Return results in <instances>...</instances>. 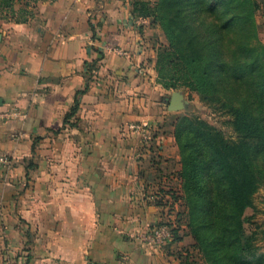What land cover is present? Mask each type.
Masks as SVG:
<instances>
[{
    "label": "crops",
    "instance_id": "1",
    "mask_svg": "<svg viewBox=\"0 0 264 264\" xmlns=\"http://www.w3.org/2000/svg\"><path fill=\"white\" fill-rule=\"evenodd\" d=\"M133 1L39 0L25 23L0 18V111H15L0 124V264H185L188 237L134 239L157 219L150 197L180 188V163L159 27ZM133 124L151 127V149Z\"/></svg>",
    "mask_w": 264,
    "mask_h": 264
},
{
    "label": "trees",
    "instance_id": "2",
    "mask_svg": "<svg viewBox=\"0 0 264 264\" xmlns=\"http://www.w3.org/2000/svg\"><path fill=\"white\" fill-rule=\"evenodd\" d=\"M38 1L0 0V18L25 23ZM131 7L134 16L153 23L162 9L167 45L156 52V82L165 91L196 93L208 106L220 104L234 133L227 139L195 116L175 123L180 188L173 198L182 209L188 206L185 235L197 239L204 252L209 248L213 264H264L243 226L264 175V44L254 23L258 2L134 0ZM75 110L76 103L67 118ZM180 231L179 224L172 230L173 243L185 236Z\"/></svg>",
    "mask_w": 264,
    "mask_h": 264
},
{
    "label": "rangeland",
    "instance_id": "3",
    "mask_svg": "<svg viewBox=\"0 0 264 264\" xmlns=\"http://www.w3.org/2000/svg\"><path fill=\"white\" fill-rule=\"evenodd\" d=\"M258 2V0H255ZM151 4H154L156 0H148ZM259 4V2H258ZM185 10H188L189 6L185 3L184 7ZM221 9V7H220ZM163 12L162 9L158 10L156 12V19L155 21L159 27V31L161 34V44L159 45V48H164L167 45V38L164 34V31L161 27V16ZM263 15H261V10L259 9L255 15H254V23L257 26V35L259 41L264 44V38H262V34H264L263 26L261 25V19ZM152 20V19H151ZM263 40V41H262ZM206 52L210 54V50L208 47H206ZM179 91L183 94L185 100L187 101V106L184 110L175 112V113H169L164 117L163 123L167 125L165 128V132H170L173 136L174 132V126L177 121V119L185 117V116H195L198 117L212 126L218 128L222 131V133L225 135L227 139H233L234 133L232 129L229 126V117L227 116V113L225 110H221V106L218 103H214L213 106H208L207 104L201 102L198 95L196 93H190L186 89H178L174 91H167L168 97L172 92ZM166 108V104L164 105ZM164 128V127H163ZM174 138V136H173ZM175 142V139H174ZM176 145V142H175ZM177 147V146H176ZM172 181V180H168ZM178 181V184L180 185L179 178L176 177V182ZM168 184V182H167ZM170 184H168L169 186ZM171 187V186H170ZM179 188V187H178ZM174 189V188H171ZM179 190V189H178ZM175 190H170L162 193V195L166 197H170L172 192H176ZM183 191V190H182ZM153 206V205H152ZM154 207V206H153ZM181 206H178L176 211L177 216V223L180 225L181 231L184 235L186 232V225L189 223V216H188V206L186 205L185 208H183L182 213L184 212V216L181 213L182 218L179 223V211L181 210ZM244 230L245 233L253 238V243L256 249V252L258 255H262L264 258V175L261 182V186L256 192V194L253 197V205L252 208H248L244 212ZM198 238L200 236V233L197 234ZM184 237L189 238V243L185 245L184 248H182L181 253H186L187 255H184L183 261L185 264H213V253L209 252V248L207 252H204L199 245V242L195 240V238L192 237V235H185Z\"/></svg>",
    "mask_w": 264,
    "mask_h": 264
},
{
    "label": "built area",
    "instance_id": "4",
    "mask_svg": "<svg viewBox=\"0 0 264 264\" xmlns=\"http://www.w3.org/2000/svg\"><path fill=\"white\" fill-rule=\"evenodd\" d=\"M138 24H143L144 19H138ZM121 53L120 50L114 49ZM122 54V53H121ZM15 116L14 110L0 111V124L6 122ZM129 130L139 136V143L144 150L151 149V141L155 137V133L147 124H133L128 126ZM156 149V148H155ZM154 150V149H152ZM157 150V149H156ZM1 163H7L3 158H0ZM175 190L167 186L164 191ZM178 196V192H172L171 196L166 197L157 191L150 197L151 205L156 209L157 219L153 222L145 224L144 228L134 234L136 242L144 249L159 250L163 247H168L173 243L172 230L177 229V216L176 211L180 204V201H174L173 196ZM183 255H187L183 253ZM3 264H24L22 260H18L12 263Z\"/></svg>",
    "mask_w": 264,
    "mask_h": 264
},
{
    "label": "water",
    "instance_id": "5",
    "mask_svg": "<svg viewBox=\"0 0 264 264\" xmlns=\"http://www.w3.org/2000/svg\"><path fill=\"white\" fill-rule=\"evenodd\" d=\"M186 106H187V101L185 100L181 92L175 91L170 94L167 102L168 112H178L184 110Z\"/></svg>",
    "mask_w": 264,
    "mask_h": 264
}]
</instances>
